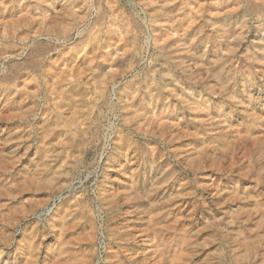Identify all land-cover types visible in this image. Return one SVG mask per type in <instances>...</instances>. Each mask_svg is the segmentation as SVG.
Masks as SVG:
<instances>
[{
	"label": "rangeland",
	"instance_id": "1",
	"mask_svg": "<svg viewBox=\"0 0 264 264\" xmlns=\"http://www.w3.org/2000/svg\"><path fill=\"white\" fill-rule=\"evenodd\" d=\"M0 264H264V0H0Z\"/></svg>",
	"mask_w": 264,
	"mask_h": 264
}]
</instances>
